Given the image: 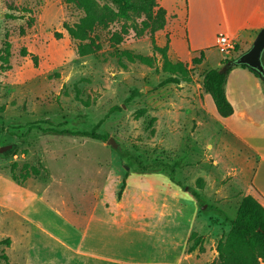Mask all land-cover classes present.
Here are the masks:
<instances>
[{
    "label": "rangeland",
    "instance_id": "rangeland-1",
    "mask_svg": "<svg viewBox=\"0 0 264 264\" xmlns=\"http://www.w3.org/2000/svg\"><path fill=\"white\" fill-rule=\"evenodd\" d=\"M184 1L189 15L181 29L174 30L173 40L180 45L185 43L186 55L175 57L168 50L167 55L173 62L186 63L189 77L179 83L160 84L170 73L162 69L163 58L153 51L148 34L136 37L130 31L116 48L118 52L127 49L153 56L154 65L130 62L122 57V66L111 54L113 48L104 31L98 32L102 43L100 51L86 56L77 54L75 41L69 38L62 23H72L80 12L63 0H0V147L8 146L0 151V198L9 190L6 183L11 180L10 165L15 162L14 174L18 180L14 181L33 189L38 196L47 197L51 203L50 208L38 199L29 202V214L52 231L60 235L71 233L77 238L70 221L76 220L80 225L82 217L72 213L89 212L94 203L93 189L99 186L102 174L111 172L118 176L117 189L116 180L109 185L115 194L122 181L130 185L131 191L126 195L128 208L133 206L135 214L140 215L141 205L135 203L144 200L139 195L144 187L163 190L169 184L183 187L190 183L197 187L195 175L200 171L222 172V164L210 166L206 146L222 137L229 144L233 135L224 132L222 123L211 116L205 119L208 126L204 124L195 131L192 117L199 113V104L206 101L202 87L204 72L214 68L220 58L237 57L240 47L235 41L234 50L228 54L219 53L215 47L216 35L224 24L221 0ZM222 1L228 19L236 17L243 0ZM162 39L165 43L169 41L167 35ZM158 40L156 32V44ZM6 49L8 66L3 67ZM194 57L201 62L193 63ZM208 102L215 112L210 96ZM62 130L106 134L107 139L112 137L117 145L111 146L107 139H92L60 132ZM24 163L38 167L40 174L29 175L21 181ZM116 198L117 207L124 209L123 194ZM149 198L144 203L152 215L151 225L130 231L128 241L124 234L120 235L118 247L126 248L128 254L148 263L176 264L187 251L185 247L188 249L192 244L189 239L186 245L185 238L191 217L185 212L179 214L180 204L171 202L165 208L162 228V223L157 222L160 205L156 201L150 206ZM192 199L195 202L196 198L182 197L188 205L192 204ZM110 201L106 205H110ZM200 208L205 218H211L207 222L213 228L209 235L217 242L228 231V220L234 218L236 208L232 205L227 210L228 219L217 216L210 205L206 208V203ZM19 220L23 219L12 212L2 213L0 209V240L11 233L21 241L14 250L0 244V264H26L24 256L31 241L33 251L38 254L36 257L47 254L43 234L25 222L30 229V235L26 236L23 228L16 224ZM96 222H92L89 233ZM102 233L100 231L99 236L105 238ZM214 249L212 246L204 250L205 258L216 257ZM196 251L191 253L196 254ZM3 253L7 261L1 257ZM181 264L199 263L182 260Z\"/></svg>",
    "mask_w": 264,
    "mask_h": 264
},
{
    "label": "crops",
    "instance_id": "crops-1",
    "mask_svg": "<svg viewBox=\"0 0 264 264\" xmlns=\"http://www.w3.org/2000/svg\"><path fill=\"white\" fill-rule=\"evenodd\" d=\"M157 1L165 9L166 17L164 27L157 31L159 33L157 45H164L165 41L163 42L162 36L167 35L169 38V54L175 57H182L186 55L183 52L185 43L183 42L182 45L174 43L173 32L178 28L181 29V25H184L186 18H188L189 11L186 1ZM221 3L224 19L221 32H228L233 35L242 53L251 46L258 30L264 27V0H243V3L240 2L238 5L239 12L237 11L236 17L232 16L230 19L227 17L222 0ZM222 60L220 58L214 68L222 66ZM262 61L264 63V51ZM225 95L233 106L231 115L219 118L220 116H217L215 106V112L209 106V95L206 93L205 103L199 104V113L197 114L196 112L192 117L196 124L195 131L204 124L208 126V121L205 122V119L211 116L212 119L222 123L221 127L224 132L227 131V133L233 135L229 144L222 137L218 142L207 144L206 146L209 150L207 158L210 166L217 167L222 164V172H215L211 169L205 172L200 171L195 176L197 177L196 180L198 178L202 180L201 188L191 183L184 184L183 187L169 184L167 189L161 190L160 188L156 189L153 186H148L139 192V195L144 200L149 197L152 198H149L150 206L158 201L160 208L157 212V222L158 224L162 223V228H164L163 219L166 216L165 208L167 204L171 202L180 204V208L177 209L179 214L184 215L185 212L191 217L190 225L185 233L186 245L190 234L195 232L196 236L200 238L199 245H202L205 251L210 250L212 246L215 248L217 242L210 237L213 228L209 227L207 222L211 218L207 219L204 217V211L200 208L203 203H206V208L210 205L217 212V216L221 215L225 219H228L226 217L227 210L234 205L237 211L242 198L246 195H252L264 205V90L259 79L253 73L247 68L237 65L231 67L227 73ZM117 177L111 172L105 175L102 174L99 186L93 189L95 191L92 194L94 203L90 207L89 212L86 213L84 211V213L81 210H77L78 212L74 211L72 213L73 216L83 218H81L80 225L76 220L70 221L72 230L78 235L77 238L71 233L60 235L58 232L42 225V222L37 217L31 215V213L29 214V202L38 199L48 207H50L51 203L47 197L36 195L33 189L18 184L11 177V182L8 181L6 183L9 190L4 191L5 194L0 198L2 213L12 212L23 219L19 220L18 223L16 222V224L23 228L22 231L26 233V236L30 235V229L26 223H30L31 227L37 228L46 239V241H43L47 246V254L40 257H36L38 254L34 252L33 241L28 244V251L24 256L26 264H164L148 263L143 261L141 257H135L131 253L128 254L126 248L122 247V250L119 249L118 237L124 234L125 239L128 241L130 231L134 229L142 230L149 224L151 225L152 215L149 213L144 200L135 203V205H141L140 215L135 214L133 206H130V209L128 208L129 204L126 195L131 191L128 183L125 184V188L122 191V200L125 202L124 209L117 207V194L113 193L114 191L110 190L109 186L112 181L116 180L115 190L117 189ZM142 177L141 175L139 179H142ZM189 189L199 194L201 204L197 203V199L195 200L196 203L192 199L191 205L182 200V197L185 198L187 196L195 199L190 194ZM111 199H114V201H110ZM180 200H182V203H180ZM107 201H110V205H106ZM54 210L57 214L63 216V213L57 208H54ZM119 210L120 212H118ZM135 220H137L136 228L134 226ZM222 220L221 218L220 221ZM231 220H228L229 224ZM93 221L97 222L94 226L95 228L89 233ZM94 230L95 233L92 232ZM100 231L106 235L105 238L99 236ZM7 235L10 238L6 237L9 239V243L5 245L14 250L16 243L18 241L21 243V241L11 233H7ZM112 239L116 242L112 241ZM185 249L187 250L186 247ZM214 250L216 252V249ZM191 252L186 251L182 259L176 264H181L182 260L209 264L215 258V256L212 259L205 258L204 252H198V250L196 254ZM197 254L204 257H198Z\"/></svg>",
    "mask_w": 264,
    "mask_h": 264
},
{
    "label": "trees",
    "instance_id": "trees-1",
    "mask_svg": "<svg viewBox=\"0 0 264 264\" xmlns=\"http://www.w3.org/2000/svg\"><path fill=\"white\" fill-rule=\"evenodd\" d=\"M66 4L72 5L80 15L72 23L63 22L62 27L67 32L70 39L75 41L76 52L79 56L94 54L102 49L99 31H104L107 35L108 44L113 48L112 55L118 58V63L124 66L121 61L125 57L128 61H139L145 65L153 66L155 58L153 56L134 53L131 50L123 49L118 52L117 45L123 42L130 31L134 36L140 37L148 34L151 40L152 49L159 52L163 58L162 69L170 76L163 79L160 84L179 83L181 80L188 79L189 70L186 63L182 61H171L168 58V41L159 46L155 41V34L161 30L165 23V9L160 6L157 0H63ZM32 21V18H31ZM31 21L28 24H31ZM58 37L60 34H56ZM8 49L2 57L3 67L8 66ZM32 59L35 61L36 57ZM236 57L227 58L221 61L219 68H209L203 74L202 87L211 97L215 106L217 115L227 117L233 113V106L225 95V83L227 73L233 66L247 68L251 73L260 79L264 90V71L259 72L256 69L246 65L237 64ZM262 60V59H261ZM195 64L200 63V58H192ZM263 69H264V63ZM60 132L70 133L72 135H81L92 139H107L106 134H98L94 131H69ZM16 163L10 165L11 177L18 180L14 174ZM22 168L25 170L22 174V180L29 175L38 176L40 170L35 165L24 163ZM197 187L201 188L202 180H196ZM125 187L122 181L117 196L120 198ZM189 192L198 201L199 194L189 189ZM192 244L187 252L195 249L198 252H204L202 245H199L200 238L192 232L189 236ZM8 244L9 239L0 240V244ZM217 255L209 264H264V205H262L252 195H246L242 198L234 218L230 221L228 231L220 237L215 246ZM1 257L7 261L6 254Z\"/></svg>",
    "mask_w": 264,
    "mask_h": 264
},
{
    "label": "water",
    "instance_id": "water-1",
    "mask_svg": "<svg viewBox=\"0 0 264 264\" xmlns=\"http://www.w3.org/2000/svg\"><path fill=\"white\" fill-rule=\"evenodd\" d=\"M264 51V27L260 28L252 41L251 46L244 52L240 53L235 62L237 64H246L259 72H263L262 54ZM113 147H116V142L112 137H109L106 141ZM8 146H1L0 151L6 150Z\"/></svg>",
    "mask_w": 264,
    "mask_h": 264
},
{
    "label": "built area",
    "instance_id": "built-area-1",
    "mask_svg": "<svg viewBox=\"0 0 264 264\" xmlns=\"http://www.w3.org/2000/svg\"><path fill=\"white\" fill-rule=\"evenodd\" d=\"M215 41V47L221 54H228L234 50L235 38L228 32H219Z\"/></svg>",
    "mask_w": 264,
    "mask_h": 264
},
{
    "label": "bare ground",
    "instance_id": "bare-ground-1",
    "mask_svg": "<svg viewBox=\"0 0 264 264\" xmlns=\"http://www.w3.org/2000/svg\"><path fill=\"white\" fill-rule=\"evenodd\" d=\"M92 232H93V231H92ZM96 238H97V237H96ZM92 240H93V239H92ZM89 241L92 243V241H91L90 239H89ZM112 241H115V240L112 239ZM90 242H89V243H90ZM117 242H118V241H117ZM119 243L121 244L122 242L120 241ZM124 243L126 244V241H125ZM124 243H123V244H124ZM92 245H93V243H92ZM127 246H128V245H127ZM85 247H86V246H85ZM88 248H89V247H88ZM92 250H93V249H92ZM89 251H91V250H89Z\"/></svg>",
    "mask_w": 264,
    "mask_h": 264
}]
</instances>
